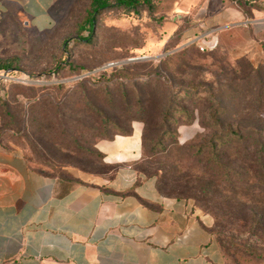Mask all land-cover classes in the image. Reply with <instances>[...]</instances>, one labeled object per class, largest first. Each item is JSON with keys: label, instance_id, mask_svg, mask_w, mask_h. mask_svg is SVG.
Wrapping results in <instances>:
<instances>
[{"label": "crops", "instance_id": "1", "mask_svg": "<svg viewBox=\"0 0 264 264\" xmlns=\"http://www.w3.org/2000/svg\"><path fill=\"white\" fill-rule=\"evenodd\" d=\"M53 4L0 0V18L45 29ZM194 20L185 42L212 36L238 56L264 59V0H206ZM142 127L98 141L103 162L116 167L69 169L66 192V180L32 168L12 142L0 145V264H224L208 215L192 199L160 194L155 177L134 167Z\"/></svg>", "mask_w": 264, "mask_h": 264}, {"label": "trees", "instance_id": "2", "mask_svg": "<svg viewBox=\"0 0 264 264\" xmlns=\"http://www.w3.org/2000/svg\"><path fill=\"white\" fill-rule=\"evenodd\" d=\"M114 8L125 15L140 17L144 13H154L155 4L154 0H88L84 15L77 24L78 36L62 42V58L56 62L48 74L68 70L72 72V76L92 71L94 67L87 69L67 61L66 58L73 47L88 50L95 47L97 18L102 12ZM84 32L86 34H83ZM177 46L178 44L171 49ZM219 52L223 53L224 49L218 48L215 52L211 50L200 53L195 42H192L166 54L157 65L151 60L140 59L129 61L120 67L106 65L101 69L98 78L88 75L73 79L70 81V87H67L66 82L39 85L40 82L23 83L12 80L5 86L0 82V109L6 116H12L10 122H26L36 130L39 129V133L53 143L64 141L65 148L72 152L75 149L73 144L78 140L66 120L67 111L72 116L79 114L95 118L93 129L101 133L94 137L91 146L78 149L80 152L91 154L95 163L98 164V167L94 169L80 170L88 173H102L116 167L103 162L102 154L95 147L98 141L112 140L117 135H130L132 123L140 122L143 124L142 155L134 167L147 177H155L160 194L192 199L197 207L206 210L215 208L232 219L237 217L238 213L237 207L229 203L234 197L253 201L256 206L264 208V82L255 88V91L251 90L249 94L242 93V98L247 101L245 106L238 102V97L234 94L235 90H239L242 85H249L256 78L261 65L254 67L245 57L235 62L233 66L237 74L233 78L235 84L229 85L232 91L229 95L230 101H233L232 108L229 110L227 105L221 106L217 103L215 107L204 110L206 114L202 113L201 125L210 130L211 135L195 144L178 146L179 150L192 158L190 166L166 171L164 176L158 172L147 173L141 169L146 159L157 154L160 149H165L164 138L166 139L169 134L167 124L174 123L179 127L183 124H191L195 120L192 109L177 106L175 100H186L192 103L216 100L220 96L217 91L214 92L212 85L209 90L203 88L214 82H208L206 78L197 81L191 73L197 66L202 67L200 61L207 59L208 56L211 57V62L208 68L202 70L219 68L225 64L226 59L221 58ZM131 66L135 67L134 71L130 69ZM16 70L13 59L6 58L0 61V71ZM177 72L180 73L179 76ZM162 73H168L173 79L170 86L166 84ZM6 86L9 87L7 90ZM10 88H15L18 92L12 93ZM42 88L52 89L55 96L59 95V98L49 101L53 109L52 113L36 109L26 119L22 105L18 104L14 110H10V103L16 99L17 94L23 95L27 91L37 92ZM174 89L176 90L173 91ZM203 91H206V96L201 95ZM180 93H183V96ZM228 94L229 92L226 95ZM39 102L40 100L34 97L29 107L33 108L34 104L39 105ZM57 104H61V107ZM112 106L117 107L116 118L107 113L106 108ZM227 113H232V117L238 113L244 114L256 121L258 126L254 128H241L233 124L226 126L222 122V117ZM203 115H206V120H203ZM256 115H261L262 118ZM160 119L161 122H158ZM154 130L159 132L150 137ZM9 140L22 150L26 162L32 168L42 174L54 176L46 170L31 165L25 148L15 140ZM64 173L68 176V179L64 181L67 188L63 192H66L71 177L69 172ZM252 223L254 225V222ZM209 232L215 236L212 230L209 229ZM215 239L223 255L225 244L218 234ZM228 244L235 248L239 247L244 264H254L253 261L257 260L262 253L256 248L240 247V244H236L233 239Z\"/></svg>", "mask_w": 264, "mask_h": 264}, {"label": "rangeland", "instance_id": "3", "mask_svg": "<svg viewBox=\"0 0 264 264\" xmlns=\"http://www.w3.org/2000/svg\"><path fill=\"white\" fill-rule=\"evenodd\" d=\"M205 1L154 0V13H144L140 17L125 15L116 8L102 12L96 22L95 47L91 50L73 47L66 58L67 61H71L75 65H81L87 69L94 67V69L72 76V72L68 70H63L61 73H48L62 58V42L78 36L77 24L84 15L88 0H54L51 10L52 24L45 29H39L30 23L25 24L24 19L18 16H2L0 18V61L6 58L13 59L17 70L0 71V82L3 86L12 80L23 83L40 82L39 85L66 82L67 87H70V81L73 79L84 78L88 75L98 78L102 70L94 71L95 69L108 64H113L111 67H120L127 63L126 60L129 58L151 60L157 65L166 54L194 42V40L185 42L187 38H182V35L184 31L191 29L194 25L196 22L194 16L200 9L204 8ZM177 44V47L171 49ZM218 48L224 49L225 53L219 52V54L221 58L226 59L225 64L219 68L202 70L208 68L207 66L211 62V57L208 56L207 59L200 61L202 67L197 66L191 73L197 81L206 78L208 82H214L205 85L203 88L209 90L212 85L214 92L217 91L220 96L216 100L209 99L192 103L186 100H175L177 106L192 109L195 120L191 124H183L179 127L175 126L174 123L167 124L169 134L166 139L164 138L165 149H160L157 154L144 161L141 169L145 172H158L164 176L166 171L190 166L192 158L179 150L178 146L195 144L211 135L212 132L201 125L202 113L206 114L204 110L215 107L217 103L221 106L227 105L229 110L232 108L233 101L231 102L229 99L232 91L229 85L235 84L233 78L237 75L233 66L240 58L247 57L245 55L238 56L236 51L228 49L220 43L213 51H217ZM199 52L202 53L200 50ZM249 61L254 67L260 65L261 67L258 75L249 85H242L239 90H235L234 94L243 106L246 105L247 101L242 98V93L249 94L251 90L255 91V88L264 82V59L261 57L259 61L251 59ZM134 68V66L130 67L132 71ZM162 74L165 76L166 84L170 86L173 79L168 73ZM178 74L180 73L177 72V76H179ZM8 88L6 86V90ZM10 92L14 93L18 90L10 88ZM227 92H229L228 95H226ZM182 94L180 93L181 96H183ZM201 95L206 96V91H203ZM34 97L40 102L39 105L34 104L31 108L29 105ZM56 98H59V95L55 96L54 90L49 88L38 89L37 92L27 91L23 95L17 94L16 99L11 101L9 108L14 110L18 104L22 105L23 115L27 119L36 109L52 113L53 109H51L49 101ZM57 106L61 107V104H57ZM106 109L109 116L116 118V106ZM231 114L227 113L222 117V122L226 126L232 124L234 126L239 125L241 128L258 126L256 121L244 116V114L238 113L233 117ZM256 116L262 118L261 115ZM11 117L6 116L0 109V145H3L6 140L9 142H12L9 139L15 140L25 148L31 165L46 170L63 180L68 179L64 172H69V169L89 170L98 167L91 154L78 151L80 148L91 146L94 137L101 133L93 129L95 118H88L79 114L72 116L67 111L66 120L78 140L73 144L75 149L72 152L65 148L66 143L64 141L53 143L39 133V129L36 130L35 127L26 122H10ZM203 120H206V115H203ZM158 122H161V119ZM183 127L190 131L189 135H182ZM158 132L157 130L152 131L150 137ZM162 181L164 182V179ZM229 203L237 207L238 211L237 217L232 219L215 208L206 210L199 207L210 218L209 229L215 233V236L218 234L225 244V249L222 252L224 264H244L239 247L235 248L228 244L232 239L236 244H240V247L256 248L262 251L259 258L253 262H255L254 264H264V208L256 206L253 201H244L239 197H234ZM256 224L259 225L256 226Z\"/></svg>", "mask_w": 264, "mask_h": 264}, {"label": "built area", "instance_id": "4", "mask_svg": "<svg viewBox=\"0 0 264 264\" xmlns=\"http://www.w3.org/2000/svg\"><path fill=\"white\" fill-rule=\"evenodd\" d=\"M194 42L196 43L197 48L201 52L214 50L218 44V41L216 38L212 36L208 38L205 35H201L197 37L194 40Z\"/></svg>", "mask_w": 264, "mask_h": 264}, {"label": "water", "instance_id": "5", "mask_svg": "<svg viewBox=\"0 0 264 264\" xmlns=\"http://www.w3.org/2000/svg\"><path fill=\"white\" fill-rule=\"evenodd\" d=\"M178 49H179V48H178ZM176 50H177V49H176ZM138 59H140V58H130V59H127L126 62L134 61V60H138ZM110 65H113V64H108L107 66H110ZM104 67H106V66H102V67H100V68H98V69H95L94 71L101 70V69H103Z\"/></svg>", "mask_w": 264, "mask_h": 264}]
</instances>
